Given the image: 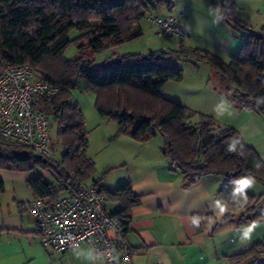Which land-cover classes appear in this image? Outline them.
<instances>
[{
  "label": "trees",
  "instance_id": "obj_1",
  "mask_svg": "<svg viewBox=\"0 0 264 264\" xmlns=\"http://www.w3.org/2000/svg\"><path fill=\"white\" fill-rule=\"evenodd\" d=\"M175 0H0V74L7 66L31 65L41 75L68 86L82 81L95 92V109L100 117L117 126L114 136H125L146 143L160 137L161 154L170 171L186 184L205 176H218L223 183L217 196L225 203H236L237 183L257 181L264 188V162L241 135L216 124L209 115L197 113L161 94L168 82L180 83L183 71L173 63L188 62L195 68L206 65L218 77L219 93L236 108L264 116V28L254 31L233 16V0H216L222 22L235 32L244 31L245 41L238 54L227 61L201 48L156 49L146 54L115 56L97 67L82 52L86 42L91 54L119 47L142 37L139 23L157 8L172 9ZM30 29L34 32L28 33ZM77 38L69 40V31ZM260 34V36H257ZM74 44L77 56L63 59ZM171 63V64H170ZM70 92L62 90L36 102L37 108L57 125L62 148L61 161L43 162L31 149L0 138V169L17 172H44L28 182L35 198L57 200L77 179L86 183L94 164L85 155L86 132L81 113L68 104ZM196 121H193L194 117ZM51 149H53L51 142ZM104 175L92 180L107 201L119 204L108 214L122 235L128 229L130 209L139 204L128 183L114 190L102 186ZM2 185L0 183V192ZM248 197V196H246ZM262 201L249 209L251 220L263 214ZM247 213L239 222L249 220ZM264 255V243L230 257L232 264H244Z\"/></svg>",
  "mask_w": 264,
  "mask_h": 264
},
{
  "label": "crops",
  "instance_id": "obj_2",
  "mask_svg": "<svg viewBox=\"0 0 264 264\" xmlns=\"http://www.w3.org/2000/svg\"><path fill=\"white\" fill-rule=\"evenodd\" d=\"M213 1L216 0H211V6L217 16H204V26L200 28L204 38H211L210 42L203 41L204 44L199 43L195 48L208 50L227 61L238 54L242 45L240 38L246 33L235 32L225 25L219 7H214ZM233 5V16L243 26L254 31L264 28V0H233ZM162 9L170 12L174 8ZM164 16L172 15L165 13ZM158 48L176 50L179 47L172 49L167 42H162ZM195 71L199 72L200 66ZM208 73L206 80L213 77L215 82L210 86L202 79L203 86L208 89L209 85L211 89L208 95H202L213 97L214 109L184 106L197 113L209 114L216 121L217 109L231 114L234 123H223L222 120L216 124L236 130L264 162V116L236 108L219 93L214 74ZM198 95L195 92L191 97L202 100ZM234 109L239 114H232ZM101 122L97 128L101 127ZM108 126L104 132L106 139L113 138L117 132L116 125ZM116 138L120 139L121 148L104 157L99 171L109 172L102 186L114 190L128 183L139 201L130 209L128 229L122 235L130 250L131 264H232L231 256L243 253L254 244L264 243V212L253 221L249 211L262 201L264 188L260 183L239 181L236 203L231 205L217 196L222 178L210 175L197 183L186 184L178 173L170 171L169 161L160 151V137L146 143L134 142L125 136ZM87 148L88 139L85 155ZM38 175L48 178L46 173L39 171L0 169V264H103L90 245L53 254L40 244L30 211L35 195L28 187L29 180ZM261 207L264 209V204ZM118 209V203L106 200L107 214ZM246 213L249 220L239 222ZM109 235L114 233L109 231ZM244 264H264V255Z\"/></svg>",
  "mask_w": 264,
  "mask_h": 264
},
{
  "label": "built area",
  "instance_id": "obj_3",
  "mask_svg": "<svg viewBox=\"0 0 264 264\" xmlns=\"http://www.w3.org/2000/svg\"><path fill=\"white\" fill-rule=\"evenodd\" d=\"M144 19L160 37L179 42L186 39L177 16L162 18L149 12ZM240 41L243 43L245 36ZM67 89L69 86L39 74L31 65L7 66L0 74V138L29 148L42 158L55 159L48 117L36 102ZM105 203L106 198L93 183L77 179L55 201L35 198L30 211L40 244L53 254L90 245L103 264H131L122 231L108 216ZM109 231L114 235L110 236Z\"/></svg>",
  "mask_w": 264,
  "mask_h": 264
},
{
  "label": "rangeland",
  "instance_id": "obj_4",
  "mask_svg": "<svg viewBox=\"0 0 264 264\" xmlns=\"http://www.w3.org/2000/svg\"><path fill=\"white\" fill-rule=\"evenodd\" d=\"M175 6H173V10L170 12H166V10L161 7L154 10L152 13L159 17H165V13H169L172 16L178 17V23L180 28L184 31L187 36L183 41L182 45L186 48H195L197 44L203 43V41L210 42L208 37H203L200 28L204 26V16L211 17L217 16L216 11H213L211 6V0H176ZM214 14V15H213ZM139 27L143 33L142 37L131 41L129 43H125L119 47L111 49L110 51H103L96 55L90 53L87 48L86 42H82L81 48L82 52H84V56L88 59L93 60V66L97 67L104 63L110 62L113 54L115 56H121L125 54H141L144 55L148 51L161 49L162 42H167L172 49H176L179 47L180 42L175 38H164L154 34V30L152 27L143 19L139 23ZM35 29H30L27 32H34ZM78 32L76 30L69 31L67 38L69 40H74L77 38ZM144 36V37H143ZM189 36V37H188ZM214 37V35H213ZM214 41V40H213ZM207 43V42H205ZM215 44V43H213ZM202 49V48H201ZM78 49L74 44H71L63 53V59L70 60L77 56ZM171 64V63H170ZM183 71V80L180 83L168 82L164 85L162 89V95L176 103H180L182 105H192L198 106L202 109H206L207 107L210 109L214 105L213 97H205L204 95H208V91L210 89L209 85L214 83L213 77H210V81L206 80L208 76V72H212L214 74V78L218 77L215 75L213 71H211L206 65H200V71H195V68L192 64L188 62H180L173 63ZM202 79H204L209 85L208 89H206L203 85ZM219 83V80H218ZM70 92V97L68 98V104L72 106H76L78 111L81 113L85 132L87 134L88 139V148L86 151V155L94 164V173L93 176L87 180L90 183L92 180H96L101 178L104 175V179L109 174V172H101L100 165L102 160L106 155H109L113 151H117L118 148H121V141L117 140V138H105L104 132L109 128L108 125L113 126L114 123L109 121L107 118L100 117L95 109V100L96 95L95 92L88 88L82 81L77 80L76 82H72L68 84ZM67 86V87H68ZM75 86L74 88H72ZM206 91V92H205ZM195 92L202 100L196 99L194 97ZM203 96V97H202ZM212 96V95H211ZM216 96V95H215ZM214 96V97H215ZM232 114H239L238 110L234 109ZM215 114L217 115V123H234L235 118L231 116V114H227V112H223L220 109H217ZM256 114V113H254ZM209 115V114H205ZM210 116V115H209ZM197 117L195 116L193 121H196ZM102 121L101 127L97 128L98 123ZM48 122L50 125V138L53 146V154L55 159L51 161V164L56 165V163L61 161L62 148L57 138V125L54 122L51 116H48ZM217 123V124H218ZM122 140V139H121ZM51 180L50 177H48Z\"/></svg>",
  "mask_w": 264,
  "mask_h": 264
},
{
  "label": "water",
  "instance_id": "obj_5",
  "mask_svg": "<svg viewBox=\"0 0 264 264\" xmlns=\"http://www.w3.org/2000/svg\"><path fill=\"white\" fill-rule=\"evenodd\" d=\"M257 36H260V34H257ZM38 158H39V159H42L43 162H46V159L42 158V156L38 155Z\"/></svg>",
  "mask_w": 264,
  "mask_h": 264
}]
</instances>
